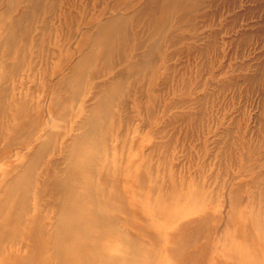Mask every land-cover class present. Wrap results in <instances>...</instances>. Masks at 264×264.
<instances>
[{"label": "rangeland", "instance_id": "rangeland-1", "mask_svg": "<svg viewBox=\"0 0 264 264\" xmlns=\"http://www.w3.org/2000/svg\"><path fill=\"white\" fill-rule=\"evenodd\" d=\"M40 5L39 12L21 18L30 1L0 0V87L12 88L4 97L8 103L26 102L27 115L20 127L12 110L0 113V148L14 145L0 155V187L9 177L7 167H16L17 156L37 144L47 119L62 112L47 108L53 88L61 90V103L76 90L61 80L80 50L94 43L98 24L123 17L129 39L108 63L128 76L104 121L103 152L91 153L95 179L104 185L107 175L122 195L106 212L142 244L146 258L140 264H264V0H41ZM13 23L18 39L8 42L2 31ZM103 63L90 69L100 80L112 71ZM97 81L84 79L82 94L67 100V107L90 98L92 104ZM73 117L67 118L66 134ZM25 134L30 141L22 144L18 137ZM48 161L43 159L37 173ZM34 190L27 216H53L46 197L37 201ZM97 243L105 255L119 253L114 237ZM32 249L28 238L0 237V264H14L12 255L30 256Z\"/></svg>", "mask_w": 264, "mask_h": 264}, {"label": "bare ground", "instance_id": "bare-ground-1", "mask_svg": "<svg viewBox=\"0 0 264 264\" xmlns=\"http://www.w3.org/2000/svg\"><path fill=\"white\" fill-rule=\"evenodd\" d=\"M28 1L32 3L31 9H27L21 18L42 9L41 0ZM9 10L15 11L13 4ZM127 22L123 17H110L98 24L94 43L80 50L78 61L61 80L69 85L74 83L76 90L70 91L69 96L65 95L66 100L61 103V90L53 88L50 94L52 100L47 108L52 112L57 109L62 112L58 117L50 116L47 119L43 133L36 139L37 144L30 152L20 153L16 158L17 166L7 167L5 171L9 177L0 187V237L28 238L33 243L30 256L12 255L14 264H31L28 258L32 256L37 261L45 260L44 264H48L51 258L57 260V264H140L142 257H145L142 244L128 231L118 227V220L106 212L122 201V195L118 193L116 183H112L107 175L103 176L104 185L95 179L97 168L91 162L92 152L98 155L103 152L100 142L107 136L104 121L111 102L123 91L128 76L108 63L117 48L125 46L129 39L130 26ZM14 28L13 23L2 31L8 37V42L18 39ZM124 55V59L129 56L127 53ZM100 61H105L103 64L108 65L104 66L112 70L109 71L110 78L100 80L95 70L90 71ZM147 64L145 59L142 65ZM0 65L3 66L2 62ZM86 78L98 80L91 91L94 95L92 98L96 99L92 104H87L90 98L77 107H67V100L77 101L82 94V84ZM11 91L12 88L8 86L0 87V113L12 110L18 125L24 127L27 124L26 102L16 100L8 103L4 97ZM71 115L74 117L69 124L70 133L66 134L67 118ZM16 128H11L14 135L18 132ZM73 131L79 133L73 135ZM30 137L25 134L18 138H22V144H25L30 141ZM13 146L12 143H6L0 148V155H7ZM51 153L55 156L50 157ZM45 157H49L48 166L44 172L37 173ZM107 185L111 190H108ZM33 187V197L37 201L46 197L45 205L55 212L53 216L37 213L27 216L28 196ZM44 218L50 222L44 223ZM24 228L29 232H24ZM102 236L114 237L120 243L119 253L113 256L102 253L97 243V239Z\"/></svg>", "mask_w": 264, "mask_h": 264}]
</instances>
